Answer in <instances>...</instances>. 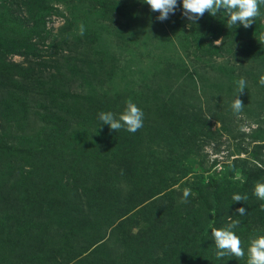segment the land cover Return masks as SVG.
Segmentation results:
<instances>
[{
	"label": "trees",
	"instance_id": "16d2710c",
	"mask_svg": "<svg viewBox=\"0 0 264 264\" xmlns=\"http://www.w3.org/2000/svg\"><path fill=\"white\" fill-rule=\"evenodd\" d=\"M103 1L106 8L100 9L93 2L84 9L80 3L66 1L72 20L67 18V35L52 43L45 28L46 16L39 18L41 11L53 8L46 0H0V198L2 192L24 194L25 187L41 176L37 170L41 160H32L36 148L32 141L46 130L53 129L65 140L86 132L98 139V150L111 148V158L105 162L118 166V171L112 174L111 183L106 178L107 185L100 180L89 186L66 183L74 189L68 196L51 186L59 207L66 209L64 215L72 220L80 217L77 226L86 222V229L99 226L96 230H101L99 224L109 206L105 201L111 198V207L125 208L133 202H123V198L138 196L142 187V192H150L138 203L149 214L147 230L155 249V254L150 251L149 264H247L250 235H264V200L253 194L254 182L264 183V160L256 150L264 140L260 130H251L257 142L252 148L253 162L235 158L206 180L201 176L185 179L192 172V163L184 162L183 157L186 152L196 153L215 132L210 120L220 121L222 128L232 132L237 114L230 105L239 78L247 81L244 92L238 94L244 104L240 114L252 118L264 112V86L259 84L257 72L264 66V23L257 17L247 29L240 24L228 26L221 9L215 17L206 12L196 23L182 15L183 26L172 29L158 20L159 13L143 0ZM177 3L182 12V0ZM260 11L263 14L264 7ZM105 14L111 16V25L100 19ZM81 23L83 36L79 34ZM111 29L118 37L125 32L142 35L144 45L156 42L173 50L175 56L155 71L140 74L135 87L111 94L96 85L100 75L105 76L110 59L111 68H115L116 57L109 51L120 43L113 45ZM15 54L23 56L22 61H14ZM46 55L49 60L44 59ZM77 79L80 90L75 91L71 84ZM129 98L144 113L142 128L136 133L115 132L101 123L100 112L119 114ZM135 140L140 145L136 146ZM3 159L10 165L2 166ZM26 160L29 167H19ZM139 164L145 169L144 180L158 191L151 193L153 190L140 181ZM237 170L241 177L235 179ZM121 177L126 188L119 182ZM39 182L41 189L48 185L46 180ZM131 185L134 192L129 194ZM185 187L192 190L186 204L179 202ZM233 194L248 199L234 202ZM42 195L40 199L46 198ZM71 196L75 205L69 201ZM241 207L246 210L243 216L237 212ZM54 209L47 203L24 220L44 224L51 220ZM229 217L240 221L233 231L242 241L244 258L216 256L211 227H225ZM50 257L55 261L62 258L60 252Z\"/></svg>",
	"mask_w": 264,
	"mask_h": 264
},
{
	"label": "rangeland",
	"instance_id": "374dc122",
	"mask_svg": "<svg viewBox=\"0 0 264 264\" xmlns=\"http://www.w3.org/2000/svg\"><path fill=\"white\" fill-rule=\"evenodd\" d=\"M66 1L80 3L79 6L84 9L92 2L96 9L106 8L105 5H101L103 0H46L47 6L50 5L53 8L41 11L39 18L46 16L45 28L49 32L48 41L52 43L60 41L69 29L67 18L71 19V17L64 6ZM76 14L84 15L83 11H77ZM259 18L261 23H264V18ZM100 19L111 25V16L106 17L105 14ZM183 19L182 12L176 9L175 13L170 14L169 18L163 22L169 28L176 29L183 26ZM112 22L117 26L114 20ZM262 29L264 32V27ZM114 31L111 32L110 40L112 39L114 46L117 42L120 43L115 47L112 46L109 51L116 57L113 62L115 68H111L110 59L106 65L105 76L100 75V79L96 81V85L102 86L111 94L135 87L136 79L140 77V74L151 72L175 56L173 50L165 49L156 42L144 45L143 38L145 37L142 35L125 32L124 36L118 37ZM121 55L126 59H122ZM12 59L19 62L22 61L23 56L15 54L12 55ZM44 59L49 60L50 58L46 55ZM79 85L80 80L77 79L71 84V89L80 90ZM210 122L215 132L195 149L196 153L186 152L185 158L183 157L184 162L192 163L190 168L192 172L185 179L194 180L201 176L206 180L207 177L222 171L223 165L232 162L235 158L253 162L252 148L257 142L253 141L251 130L257 128L260 130V137H264V112L252 118L238 114L232 122L231 133L221 127L220 121L212 119ZM85 133H75L66 137L65 140L60 134L50 129L32 141L33 146L36 147L32 160H41L37 168L41 176H36L35 182L25 187L27 190L24 194L19 195L17 190L13 193L2 192L3 199L0 198V264H38L41 262L46 264H77L78 262V264H149L150 251L155 254L153 253L155 249H152L154 247L151 242L152 235L147 230L149 214L143 209V205L138 203L150 192H142L141 187L138 196L131 199L132 195H127L123 198V202L130 199L128 203L129 201L133 203L125 205V208L111 207V198L107 199L105 204L109 206L105 207L104 217L99 224L103 225L101 230H96L100 228L99 226L86 229L88 226L86 222L77 226L80 217L72 220L71 217L65 216L66 209L59 207L61 204L59 198L50 193L53 185L63 190L62 192L68 196L74 189L66 183L72 181L76 185L87 186L98 180L101 183L104 182L102 183L104 185L106 178L109 183L113 181L112 174L118 171V166L113 168L111 163L105 162L111 158V148L98 150V139ZM135 141L136 146L140 145L138 140ZM259 143H261L260 147H256V150L264 160V140ZM1 165L10 164L3 159ZM22 166H25V169L29 167L27 160L21 162L19 167ZM139 166L140 181L145 182L144 185L153 190L151 193L156 192V189L158 191V187L154 189L152 184H147V179L144 180L145 169L141 168V164ZM119 168H123V164L119 165ZM69 174H72L71 178L68 177ZM233 176L235 179L240 178V171L234 172ZM122 179L124 178L121 177L119 182L123 181ZM40 180H46L47 187L41 189ZM58 181H60L59 184ZM62 186H69V188L64 190L60 188ZM121 186L126 188L124 182H121ZM129 191V194L134 192L133 187ZM41 193L46 198L40 199ZM69 201H72L73 205L76 204L72 196ZM47 203L52 205L56 212V214L52 213L50 221L38 224L24 220L25 215L38 212V209ZM82 207L87 209L85 205ZM73 214L72 212L70 215ZM26 223L28 224L25 225ZM76 241H79L78 245ZM57 252H60L62 258L55 261L50 255Z\"/></svg>",
	"mask_w": 264,
	"mask_h": 264
},
{
	"label": "clouds",
	"instance_id": "9594fccd",
	"mask_svg": "<svg viewBox=\"0 0 264 264\" xmlns=\"http://www.w3.org/2000/svg\"><path fill=\"white\" fill-rule=\"evenodd\" d=\"M150 6L153 12H158V20L164 21L169 18L170 14H174L178 3L177 0H143ZM264 5V0H182V15L191 23L198 21L206 12L215 17L217 13L223 9V14L227 18V25H243L245 29L251 26L257 17L264 18V14L260 11V6ZM85 27L83 23L79 25V34L83 36ZM220 40L215 41L218 44ZM259 75V84L264 86V66L257 69ZM237 94L231 102V109L234 114H240L244 108L241 99L238 98L239 93H243L247 87V81L241 77L236 82ZM143 111L133 103L129 98L125 101V107L119 114L108 112H100L98 118L102 124L108 125L113 131L125 129L130 133H136L143 127ZM192 190L188 187L183 189L182 196L179 198L180 203H188V198ZM253 194L260 200H264V183L254 182ZM247 195L233 194L234 202L247 201ZM264 209V204L261 205ZM240 216L245 215V208L237 209ZM225 227H211V238L215 242L217 249V258L225 256H234L236 258H244L245 250L242 247L241 239L233 231L240 223L239 220H232ZM247 264H264V235H258L255 232L250 235L247 247Z\"/></svg>",
	"mask_w": 264,
	"mask_h": 264
}]
</instances>
